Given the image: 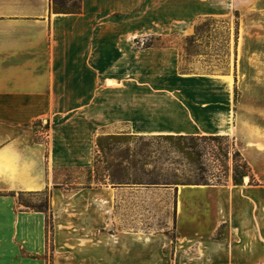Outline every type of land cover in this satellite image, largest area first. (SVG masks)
Instances as JSON below:
<instances>
[{
	"label": "crops",
	"instance_id": "obj_1",
	"mask_svg": "<svg viewBox=\"0 0 264 264\" xmlns=\"http://www.w3.org/2000/svg\"><path fill=\"white\" fill-rule=\"evenodd\" d=\"M232 4L83 0L81 14L58 15L51 0H0V264H48L47 216L18 199L44 193L68 264H264V127L237 118L231 76L181 74L179 49L139 47L173 27L191 34ZM124 133L235 138L250 181L172 190L89 175L74 188L71 172L95 167L98 138ZM172 192L176 239L134 231L139 197ZM82 202L84 232L67 231L66 211ZM119 206L115 223L129 228L108 231Z\"/></svg>",
	"mask_w": 264,
	"mask_h": 264
},
{
	"label": "rangeland",
	"instance_id": "obj_2",
	"mask_svg": "<svg viewBox=\"0 0 264 264\" xmlns=\"http://www.w3.org/2000/svg\"><path fill=\"white\" fill-rule=\"evenodd\" d=\"M206 18L208 17L199 18L195 27ZM209 19L216 21L212 26V28H216V31L213 33L210 44H206V47L202 49L203 52L200 53L202 55L189 57L184 50V41L194 34V30L189 34L185 29L179 30L175 27H173L174 31L166 37L144 38L145 40L140 42L139 47L154 44L179 49L182 54L180 71L183 73L187 69L186 71L190 75L231 76L235 80L234 109L237 118L240 121H249L264 127V0H233L232 6L224 16L209 17ZM42 126V132L46 134L49 128L44 124ZM199 145L204 153V158L200 165L196 166L164 141L131 139L121 146L112 145V151L108 152L106 159L101 157V162L95 170L98 178L102 179L105 175H109V172L104 171L106 167L109 166L111 173L115 171V165L120 160L121 154L129 151L131 162L133 153L142 152L148 156V161H153L154 166L157 167L158 172L162 173L165 180L170 183L181 184L148 188H172L173 190L175 187H196L204 184L232 182L235 163L237 166L243 164L241 159L235 156L236 152H239L238 149L241 144H238L235 138L227 137L220 141H201ZM226 153L228 154V161L224 158ZM240 170L242 171V169ZM89 175L91 174H87L85 171L71 172L76 183L74 188L80 187L79 185L86 183L87 180L89 181L91 179ZM93 175L96 174L93 173ZM104 181L108 183L109 178H104ZM246 183H249L248 180ZM251 184L256 183L251 181ZM108 186L114 187L111 184ZM18 199L19 203L28 204L32 207L42 206L44 203L48 204V212L53 216V222L48 230V264H68L67 253L58 255L55 250L53 239L54 213L50 193L37 196H20ZM78 205L81 208L71 212L66 211L65 220L72 219L71 224H67V227L72 229H67V231L83 233L84 203ZM176 206L177 198L173 192L166 193V195L161 193L141 195L139 205L134 204V216L139 214V222L135 223L134 231L167 233L176 239L174 231V219L177 216ZM22 209H26V207L22 206ZM120 209L121 206H119V210L109 213L108 216L112 219L108 231L115 232L129 228L115 223V216L123 213ZM74 217L76 218L73 219ZM74 220L78 222L75 224Z\"/></svg>",
	"mask_w": 264,
	"mask_h": 264
},
{
	"label": "trees",
	"instance_id": "obj_3",
	"mask_svg": "<svg viewBox=\"0 0 264 264\" xmlns=\"http://www.w3.org/2000/svg\"><path fill=\"white\" fill-rule=\"evenodd\" d=\"M83 10V0H51V13L58 15H79ZM207 19V20H206ZM199 22L194 30V34L187 37L184 41V50L187 56H198L203 52V48L206 47V44H210L211 39H213V33L216 31V28H212L215 20H210L206 18ZM236 35L238 33L236 32ZM238 38V36H237ZM182 57V54H181ZM185 69L184 71H186ZM182 74H188L187 73ZM227 137L222 136H154V137H139L132 136L130 134H117V135H103L100 136L97 140L98 155L96 159V164L93 170H90L91 176H94V181L99 186H105L108 184L116 186L124 185H135L142 187H158V186H168V185H181L177 183H170L168 180L163 178L161 172H158L156 166H154L153 161H148V156L140 153H133V159L130 162L129 151L121 154L119 156L118 162L115 165V171L111 173L109 166L106 167L104 171L109 172V175H105L104 178H109L108 183L104 181V178H98L96 167L100 164L101 157L108 155V152L112 151V145L121 146L126 143L128 140H158L164 141L167 144L171 145L173 149L180 154L181 156L186 157L191 164L196 166L200 165L201 160L204 158V153L200 149L199 142L201 141H220L224 140ZM236 157H239L242 161V166H237L235 163L234 174L232 183L235 186L243 185L244 179L250 177V168L248 164L243 160L241 154L236 152ZM235 157V158H236ZM225 160L228 161V154L224 156ZM108 165V163L105 161ZM202 170L201 168H199ZM242 169V171L240 170ZM92 179V177H91ZM107 180V179H106ZM228 183V182H227ZM227 183H218L213 185H225ZM200 185V184H199ZM211 184H204L202 186H210ZM47 202V200H46ZM29 210L45 213L47 216V228L53 222V216L48 212V204L44 203L42 206L32 207L28 204H22Z\"/></svg>",
	"mask_w": 264,
	"mask_h": 264
},
{
	"label": "water",
	"instance_id": "obj_4",
	"mask_svg": "<svg viewBox=\"0 0 264 264\" xmlns=\"http://www.w3.org/2000/svg\"><path fill=\"white\" fill-rule=\"evenodd\" d=\"M247 179H248V182L250 181L249 178H245V179H244V184H248V183H246V180H247Z\"/></svg>",
	"mask_w": 264,
	"mask_h": 264
},
{
	"label": "bare ground",
	"instance_id": "obj_5",
	"mask_svg": "<svg viewBox=\"0 0 264 264\" xmlns=\"http://www.w3.org/2000/svg\"><path fill=\"white\" fill-rule=\"evenodd\" d=\"M111 85V84H110ZM248 180V179H247Z\"/></svg>",
	"mask_w": 264,
	"mask_h": 264
}]
</instances>
